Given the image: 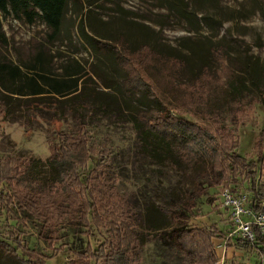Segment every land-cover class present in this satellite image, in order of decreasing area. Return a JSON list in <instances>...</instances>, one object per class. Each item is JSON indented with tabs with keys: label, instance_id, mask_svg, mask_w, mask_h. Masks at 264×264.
Returning <instances> with one entry per match:
<instances>
[{
	"label": "rangeland",
	"instance_id": "374dc122",
	"mask_svg": "<svg viewBox=\"0 0 264 264\" xmlns=\"http://www.w3.org/2000/svg\"><path fill=\"white\" fill-rule=\"evenodd\" d=\"M64 15L60 33L52 37L50 28L38 17L27 23L23 18L0 14L4 33L0 59L19 63L25 70L24 65L32 64L40 53L53 73L78 67L86 83L98 88L102 81L117 84L120 73L112 59L96 53L80 38L78 23L82 20L84 29L98 39L112 42L124 34L135 45L148 42L171 53L181 52L193 65L204 64L212 71L219 67L208 51L217 43L257 67L259 91L250 87L234 94L244 103L243 110L237 107L236 98L229 96L214 102L221 123L238 139L236 151L246 161L255 162V183L238 176L235 183L223 187L209 174L201 177L196 172H182L157 148L152 149L127 110L104 114L89 107L75 108L64 99L30 110L13 95L7 106L10 113L6 117L0 113V160L8 156L45 160L49 143L57 142L56 134H75L83 122L90 142L98 149L80 168L83 181L92 182L101 191L113 184L136 217H144L145 208L155 203L181 211L191 227H215L219 234L213 238L218 255L215 264H264L256 247L241 240L244 234L235 217L236 206L223 195L227 191L248 210V214L240 215L244 223L251 224L260 216L264 235V192L261 195L257 190L264 181V155L258 157L253 150L259 133L264 149V0H70ZM149 100L138 95V99H131V105H144ZM11 192L9 185L0 182L1 241L40 264H80L84 258L87 264H101L102 259L79 257L78 253L87 245L95 249L107 237L106 228L85 225L79 215L68 211L50 238L41 218L15 200L6 202ZM138 224L134 229L144 231ZM227 238L229 246L225 244ZM131 255V264L193 261L189 254L156 237L147 238Z\"/></svg>",
	"mask_w": 264,
	"mask_h": 264
},
{
	"label": "trees",
	"instance_id": "16d2710c",
	"mask_svg": "<svg viewBox=\"0 0 264 264\" xmlns=\"http://www.w3.org/2000/svg\"><path fill=\"white\" fill-rule=\"evenodd\" d=\"M69 2L0 0V14H11L27 23L38 17L50 28L52 37H56ZM78 29L82 41L96 53L112 59L120 73L118 83L102 81L98 88L81 79L85 74L78 67H65L63 73H53L40 53L35 55L32 64L24 65L25 70L19 63L0 59V113L3 116L10 113L7 106L13 95L21 98L30 110L62 99L71 101L75 108L89 107L104 114L127 110L130 120L143 138L150 141L152 149L157 148L182 172H196L201 177L209 174L215 184L223 187L235 183L238 176L255 183V162L246 161L236 151L238 139L221 123L214 102L229 96L232 100L236 98L237 107L243 110L244 103L234 94L250 87L259 91L257 67L247 59L230 54L220 43L211 45L208 51L219 67L212 71L204 64L193 65L181 52L171 53L148 42L135 45L124 34L117 35L112 42L98 39L84 29L82 20ZM3 38L0 23V40ZM138 95L150 97V102L131 105V99H138ZM56 138L57 142L49 143L45 160L16 156L0 160V182L12 190L6 202L15 200L41 218L50 238L69 211L79 215L85 225L106 228L108 234L95 249L87 245L78 253L79 257L99 258L101 264H131V254L147 238L156 237L189 254L193 259L191 264L218 261L213 244V238L219 236L215 227H191L181 211L155 203L145 208L144 217H136L113 184L101 191L92 182L82 180L80 168L98 151L90 142L83 122L75 134L58 132ZM262 143L259 133L253 143L258 157L264 155ZM257 190L263 195L264 181ZM137 222L144 231L134 229ZM251 231L252 240L246 236L241 240L256 247L264 257V235L259 225L252 223ZM228 241L229 238L225 242L227 246ZM85 259L80 264H87ZM0 264L40 263L19 255L13 245L0 240Z\"/></svg>",
	"mask_w": 264,
	"mask_h": 264
},
{
	"label": "built area",
	"instance_id": "2783aa9c",
	"mask_svg": "<svg viewBox=\"0 0 264 264\" xmlns=\"http://www.w3.org/2000/svg\"><path fill=\"white\" fill-rule=\"evenodd\" d=\"M223 195L225 196V198H226V200H227V202L228 203H232L233 205H235L236 206V211H235V217L237 218V221H238V223L240 224V226H241V229H242V231H243V234H244V237L246 236V237H249L251 240L254 238L253 237V235H252V231H251V224L252 223H256V224H258L259 225V228H260V216H257L255 219L256 220H254V221H252L251 222V224L250 223H244L243 221H242V219L240 218V215L241 214H248L249 212H248V210L247 209H244V208H242L241 206H239V204H237L238 202H237V200L236 201H234L233 199H232V197L227 193V191H224L223 192ZM237 202V203H236ZM260 231H261V229H260ZM262 233V232H261Z\"/></svg>",
	"mask_w": 264,
	"mask_h": 264
}]
</instances>
